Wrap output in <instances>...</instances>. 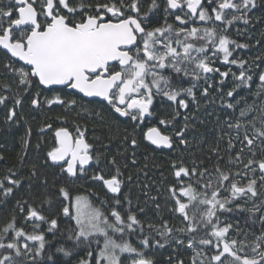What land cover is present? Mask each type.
I'll return each mask as SVG.
<instances>
[{
    "label": "snow or ice",
    "instance_id": "1",
    "mask_svg": "<svg viewBox=\"0 0 264 264\" xmlns=\"http://www.w3.org/2000/svg\"><path fill=\"white\" fill-rule=\"evenodd\" d=\"M207 2L209 6L215 3L211 12L204 7V0H165L164 12L173 15L181 25H187L189 19L193 22L198 19L212 24L211 27L176 28L167 21L158 27L150 25L152 15L160 8L158 0H150L144 11L141 10L142 0L105 2L97 0L96 3L78 0L75 5H72L70 0H13V6L0 8V47L10 53L11 58H18V61L10 59L4 64V69L25 90L32 87L33 78H38L37 86L65 85L78 89L87 97L104 98L116 113L132 120H143L146 115H152L154 97H166L167 101L176 105L170 120H159L160 125H167L181 114L180 109H188V101L183 97L196 100L194 89L197 88V82L203 80L208 84L212 74H219L221 77L219 83H224L229 72H221L219 68L212 66L218 54L222 53V63L238 64L240 69L238 75L232 74L238 83L227 91V97L234 98L236 89L252 80V76L245 70L248 63L246 60L230 59L235 49L247 48L249 45L232 40L226 33L237 21H243L245 24L250 22L248 13L257 7V0H207ZM171 10H180L182 14L177 15ZM226 10H234V14L227 16ZM64 11L67 14H64ZM77 15L80 19H76ZM216 22H221L223 28L218 30ZM19 61H23L24 65L16 67ZM117 68L119 70H116ZM167 69H171L181 78L189 77L191 86L184 88L174 84L173 76L163 74ZM258 79L261 83L257 96L264 99V74H260ZM0 87L4 89L3 93H0V105H6L9 101L7 93L11 91L12 86L2 83ZM210 87L208 84L202 88L203 97L209 96ZM11 102L12 107L7 109L6 122L15 121L17 106L22 104L23 97L14 96ZM44 103L77 106L78 102L75 99L66 101L56 95L52 99L46 98ZM31 104L35 107L40 106L39 92L34 94ZM80 107L84 113L90 112L87 107L83 105ZM226 107L233 110L239 108L237 119L224 121L229 132H235L234 137L229 135L228 148H235L233 140L241 144L240 151L229 162L243 163L240 153L245 147L251 151L259 142L264 148V105L260 108L255 104H244L240 107L239 104L228 102ZM91 114L103 123L102 113ZM77 115L79 116V113ZM57 119L67 121V117ZM188 119V116H184L185 124L180 130L175 131L174 136L165 134L160 127L148 128L144 136L157 147L172 149L174 137L180 144L186 145L188 141L185 139V131L188 128ZM45 127L51 129L52 125L47 124ZM86 131V127L82 129L81 126H76L74 135L67 127L57 128L55 130L57 144L47 152L45 167L48 161H51L53 165L59 167L61 173L76 177L78 173H85L86 166L93 161L99 164L105 157L85 138ZM30 136L29 127L26 137ZM124 140L130 146L138 147V141L134 136L126 135ZM28 142L27 138L22 141L25 149ZM213 151L219 156L218 149ZM119 155L122 154L113 155L108 159V164L114 171L108 174L107 178L102 172L90 177L93 181L102 182L113 194H119L124 183L123 173L118 164ZM255 155L253 151L252 156ZM132 156V163H135L134 152ZM0 159H3L2 155ZM243 167L253 174L258 168L261 173L259 183L264 186V159L259 161L248 159ZM172 168L177 183L171 185L167 191L175 205L173 211L182 216L185 226L177 229L167 221H163L159 226L148 224L149 232L154 231L163 240L161 243V239H156L155 245L163 248L170 240L183 245L185 241L177 239L173 234L187 233V247L193 249L194 253L190 258V264H264V227L251 242L248 241L247 233L241 234L238 229L235 230L236 235H243V238H230L232 224H222L217 215L218 212L233 211L228 205L237 198L258 197L257 179L248 178L245 185L238 186L236 177H246L248 171L236 172L233 175L217 165L213 181L206 177L207 168L198 170L195 164L189 168L184 166L183 161L173 162ZM194 176L197 177L198 185L203 179L202 190H198L191 183L185 185L184 178L191 180ZM12 177L13 174L9 170V175L0 179V200L13 196L14 190L21 187L22 179ZM128 179L131 180V177ZM226 181L229 183L225 190L230 191V198L221 199L220 191L225 188ZM27 182L30 193L34 185H39L41 191L32 204L27 200H18L17 206L20 211H26V219L46 224L47 233H51L53 237L61 234L65 239L61 246L56 247L55 252H51L49 251L52 247L51 242L39 224L34 226L33 232L26 233L23 227H17L16 217L13 215L0 231V250L7 253L0 256V264H22L18 259L21 257H27V264H41L44 259L51 261V264H71L70 260H63L56 256V253H62L64 257H73L77 254L76 250L82 247L86 252V258H79L77 264H122L123 253L136 254L130 264H155L152 258L146 256L127 239L128 236L134 235L137 229L143 233L145 227L132 212L131 201H126L129 207L122 214L118 209L123 208V205L120 199L116 198L109 212L105 213L100 208L93 207L86 196L73 197L67 186L57 184L55 180L51 181L50 189L49 177L36 167L31 169ZM5 184L9 186L5 187ZM53 197L59 205V215L75 222L74 227L63 233H60L56 213L49 211L48 215L44 214L45 203L51 208ZM182 197H186L187 201ZM156 207L159 209V204ZM235 208L248 211L253 216L258 213L259 222L264 226V201L259 204L253 203L251 208L237 203ZM140 211L143 212V209ZM209 229L210 231H207ZM199 231H206L208 238L197 239L196 234ZM116 234H120L119 239ZM22 237L37 244L30 247L25 242L21 245ZM5 239L8 240L7 243ZM94 244L96 247H93ZM141 244L151 247L152 241L145 236ZM203 246H211L214 253L205 252ZM167 264H172L171 258ZM175 264H184V261L177 259Z\"/></svg>",
    "mask_w": 264,
    "mask_h": 264
},
{
    "label": "trees",
    "instance_id": "2",
    "mask_svg": "<svg viewBox=\"0 0 264 264\" xmlns=\"http://www.w3.org/2000/svg\"><path fill=\"white\" fill-rule=\"evenodd\" d=\"M261 3V1H260ZM261 13V12H260ZM252 14V13H250ZM259 20L260 23H264V13H261L259 18L258 16H254L251 18L252 24L256 23L255 21ZM260 35H255L250 32L247 37L252 39L255 37L256 39H264V32L262 27L260 29ZM245 36V35H244ZM234 38V35H233ZM235 41H237L235 39ZM238 42V41H237ZM248 43V42H246ZM263 50V49H262ZM255 54L253 51L251 54L244 53H236L235 59H244L248 63V67L250 68L247 71L248 74L252 76V80L248 84L241 85L239 89H236L235 97L230 98L226 96L228 89L227 86H223V95L219 94V88L216 91L215 89L212 93L216 91V99H217V111H214V117L217 123H220L221 126L218 129H215L213 118L209 116H201L199 120L205 122V124L201 125V128L194 129L193 123H188L187 130V149H177L167 152L164 150H157L153 148L151 145L145 142V140L141 139V133L135 130L137 128L134 126L132 122L121 120L120 122L111 119L110 121H95V128H97L100 133V137L103 140V144L110 146L109 155H117L118 162H120V169L123 173L124 183L122 185L121 195L118 197L123 205V208L118 209L124 213V210L129 207L126 201H131V209L141 222L145 225L143 233H140L137 229L135 235L138 240H142L145 236H147L151 244V254L150 258L155 261V264H167L169 258L172 259V264H175L177 259H182L184 264H190V258L192 257L193 249L187 247V233H179L176 232L173 235L180 240H184L185 243L183 245L177 244L174 240H170L168 244H165L163 248L155 245L154 241L156 239H161L154 231L149 232L147 227L148 224H153L159 226L163 221H167L169 225L174 228H182L185 226V222L182 219V216L179 213L173 211L175 207L171 197L167 189L177 183L176 178L173 175L174 169L172 168L173 162L179 163L183 161L184 166L189 168L195 166L198 170L207 168L208 173H206L207 179H212L215 181L216 177V166L218 165L223 171L231 172L233 175L236 172L248 171V176L246 177H236V181L238 182V186H243L247 183L248 178H256L257 179V192L258 197L246 198L241 197L237 198L233 203L229 204L228 207H231L233 211L231 212H218V216L220 221L223 223L232 224L233 230H230L231 237L236 239H242L243 235L237 236L236 229L240 231L241 234L247 233L248 241L251 242L254 240L255 236L260 234L262 230V226L259 222V214L253 216L252 213L245 210H238L235 208V204L239 203L244 205L246 208H251L253 203L259 204L264 201V186H261L259 183L260 171L256 168L255 174H253L250 170H245L243 165L247 163L248 159H254L259 161L260 159H264V148H262L257 142V144L250 151L249 148L245 147L243 152L240 153L241 159L243 163L239 162H229L232 157H235L237 152L240 151L241 144L239 141L233 140L235 144L234 149L228 148V138L229 135L235 136V132H229L227 126L224 124L225 120L232 119L235 120L239 117V108L236 110L228 109L226 104L228 102H232L234 105L239 104L240 107H243L244 104H255L257 108H260L261 105H264V99H261L257 96V92L260 86V81L258 79L261 73H264V66L257 64L256 60L262 62L263 53L259 52ZM256 62V64H255ZM0 84L8 83L12 86L11 91L8 92L9 101L5 105L4 111L2 109V105H0L1 112H7L9 107H12V97L20 96L22 94H27L26 99L24 101L25 106L23 111L26 113L24 115H19L17 112V116L15 121H9L8 123L2 124L0 128V155H2L3 159H0V179L9 175V170L13 174L12 178H20L22 179V185L18 189H15V194L7 199L0 200V231H2L4 225L11 219L14 215L16 217L17 227H23L26 233H31L34 230V226L39 224L41 229H44L40 225V223L36 221H31L30 219H26V211L21 212L19 207L17 206V201L27 200L29 204H32L36 199L38 193L41 191L39 185H34L33 191L30 193L28 190V182L27 177L30 175V171L33 167H36L41 173L46 174L49 177L50 181V189H51V181L55 180L57 184H61L67 186L73 193V195H79L80 192L76 193V191L82 189L81 180L78 181H67L61 176L59 170L43 164L42 156L40 157V151L36 148L37 145V130L38 125L42 124V122L48 120V116H43L41 119L35 115L36 109L31 104V99L35 93L38 92L34 87V84L28 90L21 87L17 84L15 78L3 68L2 63H5L3 60V56H0ZM240 70V69H239ZM237 73V72H234ZM173 80L178 82L179 76L173 74ZM180 87L181 85L174 83ZM250 85V86H249ZM230 88V87H229ZM4 89L0 87V93H3ZM39 97H41L39 95ZM162 103V102H161ZM160 103V105H161ZM19 107L17 106V111ZM43 109V108H42ZM71 110H79L82 111L81 108H77L76 106L73 108H69ZM97 109V108H93ZM92 109V110H93ZM46 111H50L49 109H44ZM172 113V112H171ZM167 111V108L158 107L154 113L155 118L164 120H170L171 114ZM183 114H180L181 117ZM106 118V115L105 117ZM3 119V118H2ZM174 121L179 122V118L176 117L171 123ZM170 124V123H169ZM206 125V127H205ZM259 126V124H257ZM31 128V136L26 137V133L28 128ZM178 127L181 125L178 124ZM132 137L134 136L138 141V147H132L128 143L125 142V136ZM28 139V144H31V148L26 150L22 141L23 139ZM213 149L219 150V156H217L216 152ZM255 152L256 155L252 156V152ZM30 153L29 155L27 153ZM135 153V163H132L133 156L132 153ZM112 169V168H111ZM112 171H114L112 169ZM131 177V180L128 179ZM232 177H230V180ZM185 185L188 183L193 184V186L197 187L198 190H202V183L197 184V177H192L191 180L189 178H184ZM229 182H224L225 188H222L220 191L221 199L229 197L230 191L225 190L228 186ZM9 186L5 184V187ZM98 194V201H101L106 207L113 205L114 199L117 197L110 196L105 189L98 190L96 186H91ZM54 192V189H52ZM81 195V194H80ZM87 197V196H86ZM152 198H155L153 200ZM186 197H182L184 200ZM91 203L93 207L100 208L102 211L107 213L108 210L101 207L94 200ZM187 201V198L184 200ZM247 201V203H245ZM97 205H96V204ZM159 204V209H157L156 205ZM59 205L56 203L55 197H53V206L51 208L48 207L47 203H45V215H48L49 211L56 213V218L58 220L61 219V215H59L58 211ZM143 209V212L140 211ZM74 222L69 221L65 224L60 223L59 229L60 233L65 232L66 230L74 227ZM207 231H210L207 230ZM197 239L200 238H208L206 236V231H199L197 234ZM117 239L120 238L119 234H116ZM132 237V236H131ZM130 236L127 239L131 242ZM48 241L51 242V249L49 251L55 252L56 247L61 246L63 244L64 236L61 234H57L53 237L52 234H48ZM134 238V237H133ZM22 240L24 238H20V243L23 245ZM8 240L5 239V243ZM132 243V242H131ZM161 243L163 240L161 239ZM36 242L30 241L29 245L34 246ZM133 244V243H132ZM66 246V245H65ZM133 246L141 249V244H133ZM93 247H96L94 244ZM203 250L205 252H209L210 254L214 253V249L211 246H203ZM11 251V250H9ZM77 254L73 257H64L62 253H56V256L60 257L63 260H70L71 264H77V260L79 258H86V252L83 250V247L77 249ZM7 254L4 250H0V256ZM206 258V257H205ZM21 260L22 264H27V257L18 258ZM41 264H51V261L44 259L41 261Z\"/></svg>",
    "mask_w": 264,
    "mask_h": 264
},
{
    "label": "flooded vegetation",
    "instance_id": "3",
    "mask_svg": "<svg viewBox=\"0 0 264 264\" xmlns=\"http://www.w3.org/2000/svg\"><path fill=\"white\" fill-rule=\"evenodd\" d=\"M89 2L96 3L97 0H89ZM100 2H105V0H100ZM70 3L72 5H75L76 3H78V0H70ZM149 3H150V0H142L141 10L144 11L145 8L149 5ZM158 3L160 4V8L155 10L154 14L152 15L151 20L149 21L150 25L153 27L161 26L165 23V21H167V23L169 24H172L176 28H179L182 26L183 27H192V26L211 27L212 26L210 22H201L198 19L193 22V20L189 19L188 17H185V19H189V23L187 25H181L179 21H176L174 19L173 15L166 14L164 12V7L166 6L165 0H158ZM9 6H13V0H0V8H6ZM204 7L208 8L209 12H211L212 7H215V3L209 6L207 0H204ZM171 11L175 12V14L177 15L182 14L180 10H171ZM260 12L264 13V3H262V0H257V7L248 13V16L250 17V22L248 24H245L243 21H237L227 30L226 34L229 35L232 40L236 39L238 43L249 45V47L247 48L235 49V51L233 52V56L230 57V59H235L236 53L251 54L253 51H255V54L258 53L257 55L260 54L259 52L264 54V39L255 40V37L252 39H249L247 37V35H249L250 32L254 33L257 36L258 35L262 36L260 34V29L262 27V30L264 32V23L261 24L259 20H256L255 21L256 26H255V24H252L251 22L252 17L258 16L259 18L261 14ZM64 14H67V12L64 11ZM232 14H234V10H226L227 16H230ZM14 18H15V13H14ZM76 19H80L79 15L76 16ZM216 26L218 30L223 28V25L221 22H216ZM233 35H234V38H233ZM257 41H259V43H257ZM211 51L212 49L210 48L209 54H211ZM0 56H3V60H5V63H2L3 65H1L3 66V68H4V64L8 63L10 59L14 60L1 49H0ZM221 61H222V53L218 54V56L214 58V63L212 66L219 68L221 72H224V71L229 72V76L225 78L224 83L223 84L219 83L221 80V77L219 74H212L211 78L208 80V84L211 85V87L209 88V96L205 98L202 96L201 90L203 87L208 86V84H205L203 80H201L200 82H197V88L194 89L196 91V100L193 101L191 97H186V96L183 97L187 99L188 101V104H189L188 109L186 110L180 109V113L183 115L181 117L177 116L179 118V122L174 121V123H170L167 125H160L159 122L157 121L158 119H156L154 115L156 109L161 106L163 108L164 107L167 108L168 112L170 113L172 112L171 114H173V112L176 110V105L173 102L167 101L166 97H160V96L154 97L152 115H146L143 120H132L130 117L121 116L119 113H116L114 108L106 101L86 99L80 96L79 94L75 93L74 91L70 90V88L67 86H63L60 88L54 87V88L47 90V89L42 88L41 85L37 86V79L33 78L34 87L36 88V90H38L39 95L41 96L40 106L39 107L33 106L36 109L35 115L38 117V119L39 118L41 119L43 116H46V115L49 118L48 120L42 122V124L38 125V130L36 133L37 142H38L36 145V148L40 151L39 154H40V157L42 156L43 164L45 165V161L47 159V152L50 151L53 147H55L57 144V141L55 138V130L57 128L67 127L69 131L73 132V134L75 135L76 126H81L82 129L86 127L87 131L85 132V138L88 140L90 144H93L96 151L101 153L105 158L102 159L99 164H96L95 161H93L91 163V166L88 169H86V172L78 173L75 179H70L66 174L61 173L59 167L52 165L50 161H48V165L52 168H55L56 170H59L61 176L63 175V178H65L68 182L69 181L74 182V181L81 180L82 189L76 191V193L80 192L82 196H87V198L90 200L92 198L97 204H99V206L100 205L101 207L104 206V208L108 210L107 211L108 213L110 208L106 207L101 201H98V194H97L98 192L96 193L93 189H91V186H96L98 190H103L105 189L104 185L102 182L93 181L92 179H90V177L97 172H102L103 174L106 175V178H107L108 174L113 172L111 169V166L108 164V159L111 158V156L109 155V151H108V149H110V146L103 144V140L100 137V133L99 131H96L98 129L95 128V121L96 120L100 121V120L98 117L92 115L91 112H100L103 114L104 117L106 115V118H104V121L105 120L110 121L111 119H113L118 122H120L121 120L132 122L134 126L137 127L135 128V130L141 133L140 137L141 139L145 140V142H146V138L144 136V133H146L148 128L150 127H160L161 131L164 132L165 134L174 136L175 131L180 130L184 126L185 124L184 116L189 117L187 123H193L194 129L197 130V128H201V125L202 124L204 125L206 122V121L203 122L199 120L201 116L210 115L211 118L214 117V111H217L218 109L217 99H216V91L218 90V88H219V91H218L219 94L223 95V86H227V87L229 86L230 88L228 87V89H233L234 85L238 83V81L235 80L232 74L234 72H237L235 73L236 75L239 74V65L238 64L237 65L224 64ZM256 62L257 64L264 66V56H262V62H259V60H256ZM22 65H23L22 63L18 62L15 66L19 67ZM249 68H250V65L248 67V64H246L245 70H248ZM116 70H119V68H117ZM163 74L166 76H172L174 73L172 72L171 69H167L164 71ZM261 74H264V73H261ZM174 83H177L184 88L191 86V81L189 77H183V78L180 77L178 79V82L174 81ZM248 83H250V81ZM214 89L216 91L215 93H212ZM26 95L27 94L20 95L21 97H23V102L21 105L18 106L19 109L17 112L19 115L26 114L23 111V108L25 106L24 101L27 97ZM56 95L61 96V98H63L66 101L75 99L78 102L76 106L77 108H81L80 106L83 105L84 107H87L90 110V112L84 113L83 111L69 109L75 106H61L59 104L47 105L44 103L46 98L52 99ZM4 108H5V105H2L3 111H4ZM46 108L49 109L50 111L44 110ZM93 108H97V109H93ZM3 111L1 112V109H0V128L2 124L9 122V121L6 122L7 112L6 111L3 112ZM77 113H79V116L77 115ZM57 117H67V121L58 120ZM213 122H214V125H216L215 129L222 127L221 119L219 120L220 123H217L216 119L213 118ZM47 124L52 125L51 129H48L47 127H45V125ZM178 124L181 125V127H178ZM42 128L44 129V131H41ZM187 130L185 131L186 140H187V136H186ZM30 146L31 144H28L26 150H29V148H31ZM132 147H135V146H132ZM187 147H188L187 144L186 145L180 144L179 140L174 137V146L172 150H174L175 148L187 149ZM27 154L29 155L30 153L28 152ZM118 164L120 165V162H118ZM73 193L71 191V194ZM90 202L92 203V201ZM36 222L40 223L39 221H36ZM67 222L68 220L64 219L63 217H61V219L58 220L59 225L60 223L65 224ZM40 225L44 227L46 236H48V234H51V233H47L48 226L46 224L40 223ZM131 242L133 244H141V239L138 240L134 238L133 240H131ZM151 252H152L151 247H148L145 255L149 257ZM22 258L24 257H21V259Z\"/></svg>",
    "mask_w": 264,
    "mask_h": 264
},
{
    "label": "water",
    "instance_id": "4",
    "mask_svg": "<svg viewBox=\"0 0 264 264\" xmlns=\"http://www.w3.org/2000/svg\"><path fill=\"white\" fill-rule=\"evenodd\" d=\"M0 49L1 50H3L5 53H7L6 52V50H4L2 47H0ZM9 56H10V53H7ZM14 60H17L18 61V58H13ZM20 63H22L23 65H24V62L23 61H19ZM113 63H115V62H113ZM26 67H28V66H26ZM36 79H38V78H36ZM42 86V85H41ZM63 86H65V85H53V86H42V88H44V89H51V88H54V87H58V88H60V87H63ZM70 90H72V91H74L75 93H77V94H79L80 96H82V97H84V98H86V99H89V100H100V101H106L107 103H108V101L107 100H105L104 98H102V97H87L84 93H82V92H80L78 89H73V88H70ZM146 142L149 144V145H151L153 148H155V149H157V150H164V151H167V152H170V151H172V149H168V148H165V147H157L156 145H152L151 144V142L150 141H148L147 139H146ZM51 162V161H50ZM61 163H63V162H61ZM51 164H52V162H51ZM53 165V164H52ZM91 166V164L89 165V166H86V169H88L89 167ZM68 176V175H67ZM70 179H75L76 177H71V176H68ZM104 188H105V190L108 192V194L110 195V196H112V197H119L120 195H121V192L119 193V194H113V193H111V192H109L108 190H107V188H106V186H104ZM121 191H122V189H121Z\"/></svg>",
    "mask_w": 264,
    "mask_h": 264
},
{
    "label": "rangeland",
    "instance_id": "5",
    "mask_svg": "<svg viewBox=\"0 0 264 264\" xmlns=\"http://www.w3.org/2000/svg\"><path fill=\"white\" fill-rule=\"evenodd\" d=\"M72 196L74 197L75 195H73L72 194ZM186 198H184V200H185ZM89 201H92L93 199L91 198V200L90 199H88ZM93 202V201H92ZM91 203V202H90ZM96 204V203H95ZM92 205V204H91ZM97 205V204H96ZM121 211V210H120ZM74 212H75V208H73V214H74ZM123 214V213H122ZM61 217H63V216H61ZM64 219H66V220H69L68 218H66V217H63ZM69 221H72V222H74V220H69ZM75 223V222H74ZM120 235V234H119ZM132 236V237H131ZM130 237H131V239H137L136 237H135V234L134 235H131ZM134 237V238H133ZM229 237H231V233H229ZM22 242L23 243H25V242H27L28 244H29V242L30 241H26V238H24V240H22ZM148 249V247H145V246H143L142 245V247H141V249H139V250H141V251H143L144 252V254L146 253V250ZM136 256V254L135 253H123V254H121V260H122V264H130V262H131V259H133L134 257Z\"/></svg>",
    "mask_w": 264,
    "mask_h": 264
}]
</instances>
